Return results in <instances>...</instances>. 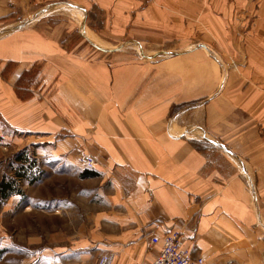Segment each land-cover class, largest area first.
Masks as SVG:
<instances>
[{
  "label": "crops",
  "instance_id": "0c3cea01",
  "mask_svg": "<svg viewBox=\"0 0 264 264\" xmlns=\"http://www.w3.org/2000/svg\"><path fill=\"white\" fill-rule=\"evenodd\" d=\"M92 9L110 36L144 21L189 46L157 63L87 57L64 37L114 50L91 39L106 35ZM182 101L196 102L170 117ZM0 126L105 166L90 231L19 264H145L161 247L145 236L172 229L204 264H264V0H0Z\"/></svg>",
  "mask_w": 264,
  "mask_h": 264
},
{
  "label": "rangeland",
  "instance_id": "374dc122",
  "mask_svg": "<svg viewBox=\"0 0 264 264\" xmlns=\"http://www.w3.org/2000/svg\"><path fill=\"white\" fill-rule=\"evenodd\" d=\"M74 14L77 19L76 13ZM89 18L90 21H86L87 27L95 30L99 28L106 34L91 39L99 41L103 48L114 50L95 49L87 38H83L78 32L64 38L69 45L84 44V55L90 58L112 60L113 57L110 56L116 53L119 60L149 59L157 63L172 54L168 53V49L181 51L189 46L186 36H158V32L147 27L144 21H133L134 35L110 36L108 27L105 30L102 26V15H99L96 9L95 12L92 9ZM59 19L60 16L54 21ZM48 21L51 23V20ZM158 24L157 22L155 25ZM214 66L215 69L220 68L217 63H214ZM223 73L224 69L220 68L218 78ZM22 90L26 95V90ZM195 102L182 101L171 104L168 110L170 117L174 112L186 113L187 116L190 105ZM199 102L200 100L197 101ZM231 114L232 112H229V124H241L242 121L245 124H253L259 121V118L248 115L241 118ZM5 128L0 126V181L12 180L14 185L8 194L4 195L7 190L0 193V264H19L16 257H20L22 262H27L29 254L36 253L35 256H38L46 247L60 246L67 242L68 238L90 231L92 217L98 209L92 203V192L100 173H104L105 166L99 164L97 158L83 148L64 152V157L72 155L70 157L73 164L59 157L53 158L48 155L50 149L44 144V134L34 133L31 134L32 137H28L29 133L4 132ZM218 139L221 140V137ZM197 140L193 142L198 149H204L209 144L204 136ZM82 156L94 160L93 165H83L79 161ZM97 168L101 169L99 173Z\"/></svg>",
  "mask_w": 264,
  "mask_h": 264
},
{
  "label": "built area",
  "instance_id": "2783aa9c",
  "mask_svg": "<svg viewBox=\"0 0 264 264\" xmlns=\"http://www.w3.org/2000/svg\"><path fill=\"white\" fill-rule=\"evenodd\" d=\"M79 161L88 167L93 165V160L86 156H82ZM145 243L147 246L160 243L161 246L153 259L145 264H204L202 256H193L182 244L180 232L177 230H169L161 236L156 234L145 236ZM106 260L107 257L103 255L97 264H105Z\"/></svg>",
  "mask_w": 264,
  "mask_h": 264
},
{
  "label": "trees",
  "instance_id": "16d2710c",
  "mask_svg": "<svg viewBox=\"0 0 264 264\" xmlns=\"http://www.w3.org/2000/svg\"><path fill=\"white\" fill-rule=\"evenodd\" d=\"M13 185L14 184H13L12 180L11 181L9 180V182H7V181L3 182V180H1L0 181V193H3V192H5V190H7V193L5 192L4 195L8 194L10 192V190L12 189Z\"/></svg>",
  "mask_w": 264,
  "mask_h": 264
},
{
  "label": "bare ground",
  "instance_id": "6f19581e",
  "mask_svg": "<svg viewBox=\"0 0 264 264\" xmlns=\"http://www.w3.org/2000/svg\"><path fill=\"white\" fill-rule=\"evenodd\" d=\"M93 161H94V160H93ZM100 257H101V256H100ZM100 257H99V258H100Z\"/></svg>",
  "mask_w": 264,
  "mask_h": 264
}]
</instances>
